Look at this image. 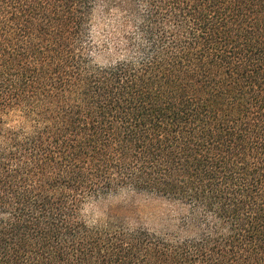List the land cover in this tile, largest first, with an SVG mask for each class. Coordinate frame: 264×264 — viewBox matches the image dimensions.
Returning a JSON list of instances; mask_svg holds the SVG:
<instances>
[{
	"label": "trees",
	"instance_id": "trees-1",
	"mask_svg": "<svg viewBox=\"0 0 264 264\" xmlns=\"http://www.w3.org/2000/svg\"><path fill=\"white\" fill-rule=\"evenodd\" d=\"M0 264H264V0H0Z\"/></svg>",
	"mask_w": 264,
	"mask_h": 264
},
{
	"label": "rangeland",
	"instance_id": "rangeland-1",
	"mask_svg": "<svg viewBox=\"0 0 264 264\" xmlns=\"http://www.w3.org/2000/svg\"><path fill=\"white\" fill-rule=\"evenodd\" d=\"M99 57L100 56H97V60L101 61L102 59ZM122 203L131 204L135 212L139 214L142 224L149 227L158 226L160 219L167 210V204L163 200L145 195L124 196L119 194L109 196L88 205L87 212L98 217L103 214L109 206Z\"/></svg>",
	"mask_w": 264,
	"mask_h": 264
}]
</instances>
